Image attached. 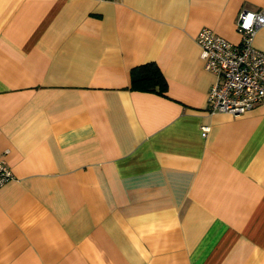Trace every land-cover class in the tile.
Returning a JSON list of instances; mask_svg holds the SVG:
<instances>
[{"label":"crops","instance_id":"obj_1","mask_svg":"<svg viewBox=\"0 0 264 264\" xmlns=\"http://www.w3.org/2000/svg\"><path fill=\"white\" fill-rule=\"evenodd\" d=\"M262 7L0 0V264H264V102L211 112L196 41ZM146 62L164 94L131 88Z\"/></svg>","mask_w":264,"mask_h":264},{"label":"built area","instance_id":"obj_2","mask_svg":"<svg viewBox=\"0 0 264 264\" xmlns=\"http://www.w3.org/2000/svg\"><path fill=\"white\" fill-rule=\"evenodd\" d=\"M264 26V7L257 11L242 9L236 29L239 44L203 27L196 41L201 49L204 67L216 76L207 92L211 112H227L238 115L264 102V51L253 45L256 31ZM202 125V135L208 132ZM13 178L12 171L0 157V187Z\"/></svg>","mask_w":264,"mask_h":264},{"label":"trees","instance_id":"obj_3","mask_svg":"<svg viewBox=\"0 0 264 264\" xmlns=\"http://www.w3.org/2000/svg\"><path fill=\"white\" fill-rule=\"evenodd\" d=\"M166 79L154 62L143 63L131 71V88L164 94Z\"/></svg>","mask_w":264,"mask_h":264}]
</instances>
